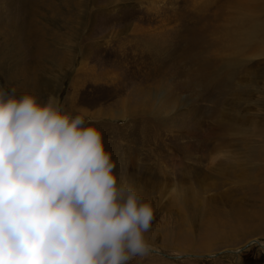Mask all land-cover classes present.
Here are the masks:
<instances>
[{"label": "rangeland", "instance_id": "obj_1", "mask_svg": "<svg viewBox=\"0 0 264 264\" xmlns=\"http://www.w3.org/2000/svg\"><path fill=\"white\" fill-rule=\"evenodd\" d=\"M0 84L99 122L156 207L129 264H264V0H0Z\"/></svg>", "mask_w": 264, "mask_h": 264}, {"label": "clouds", "instance_id": "obj_2", "mask_svg": "<svg viewBox=\"0 0 264 264\" xmlns=\"http://www.w3.org/2000/svg\"><path fill=\"white\" fill-rule=\"evenodd\" d=\"M60 97L0 84V264H129L156 207L104 130Z\"/></svg>", "mask_w": 264, "mask_h": 264}, {"label": "bare ground", "instance_id": "obj_3", "mask_svg": "<svg viewBox=\"0 0 264 264\" xmlns=\"http://www.w3.org/2000/svg\"><path fill=\"white\" fill-rule=\"evenodd\" d=\"M145 86V85H144ZM146 87V86H145ZM259 244V246L264 250V243H258ZM242 251H236V252H234V254H238V256L240 255L239 253H241Z\"/></svg>", "mask_w": 264, "mask_h": 264}, {"label": "water", "instance_id": "obj_4", "mask_svg": "<svg viewBox=\"0 0 264 264\" xmlns=\"http://www.w3.org/2000/svg\"><path fill=\"white\" fill-rule=\"evenodd\" d=\"M243 249H241L240 251H242ZM153 251V250H152ZM153 252H155V253H159L158 251H153ZM163 256H165V257H169V256H167V255H163ZM169 258H171V257H169ZM176 259H178V258H176Z\"/></svg>", "mask_w": 264, "mask_h": 264}]
</instances>
